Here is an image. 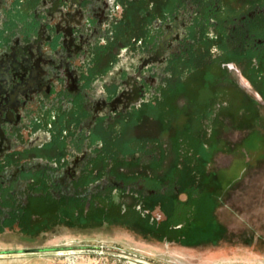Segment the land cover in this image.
I'll use <instances>...</instances> for the list:
<instances>
[{
    "label": "flooded vegetation",
    "instance_id": "obj_1",
    "mask_svg": "<svg viewBox=\"0 0 264 264\" xmlns=\"http://www.w3.org/2000/svg\"><path fill=\"white\" fill-rule=\"evenodd\" d=\"M260 14L264 0H0V228L41 223L42 211L108 208L115 190L142 212L148 195L188 198L170 168L121 172L123 155L104 150L107 133L122 138L128 124L161 118L190 74L238 56L216 41L201 60V20L219 40L226 26L256 25ZM131 136L132 158L161 160V140Z\"/></svg>",
    "mask_w": 264,
    "mask_h": 264
},
{
    "label": "rangeland",
    "instance_id": "obj_2",
    "mask_svg": "<svg viewBox=\"0 0 264 264\" xmlns=\"http://www.w3.org/2000/svg\"><path fill=\"white\" fill-rule=\"evenodd\" d=\"M247 61V57L233 56L224 69L216 63L197 69L173 93L172 110L161 114L167 122L150 118L131 129L130 135L161 140L165 149L161 160L147 170L140 167L148 175V170L151 175L162 174L173 165L179 137L182 147L214 150L208 165L214 179L207 187L210 200L174 207L177 222L165 234L147 233L114 217L95 225L38 221L39 227L31 231L24 222L21 226L11 223L0 228V264H47L49 260L62 264L55 256L59 250L99 243L140 258L144 264H264V66L247 68ZM129 169L124 166L121 172ZM188 199L180 195L182 202ZM112 200L123 211L135 201L117 190ZM162 200L142 212L157 230L168 219L162 206L170 209L172 204ZM35 211L41 212L40 208ZM42 214L47 217L50 212ZM203 221L214 222L213 233L202 236V230L194 227Z\"/></svg>",
    "mask_w": 264,
    "mask_h": 264
},
{
    "label": "trees",
    "instance_id": "obj_3",
    "mask_svg": "<svg viewBox=\"0 0 264 264\" xmlns=\"http://www.w3.org/2000/svg\"><path fill=\"white\" fill-rule=\"evenodd\" d=\"M239 11L238 8L235 10H228L226 12L234 14ZM223 20H221L222 23ZM228 22H232L229 20ZM252 21L245 22L244 26H237L236 29L229 28L226 26L225 32H220V39L218 40L215 37H208L207 32H209V23L208 20H201V28L203 30V38L202 44L206 46L205 51L202 53V59L205 60L206 56L211 55L210 48L215 44L218 45L219 51H224L229 54H235L241 57H247L248 63L250 64V68L260 70L264 66V14H260L256 16V25H251ZM249 28L250 37H247L246 29ZM229 31L230 33H228ZM253 33L255 35H253ZM263 39L262 43H256V40ZM237 40V42L241 43L242 47L239 45L236 48H233L230 45V42ZM251 40V44L253 48L246 49L245 43ZM219 53V52H218ZM203 62V61H198ZM258 79H262L261 76H258ZM131 127L132 124H128L124 129V136L122 138H117L111 135L110 131H108L104 150L107 153L108 157H116L117 154L121 153L122 157V166H128L133 173L138 170V167H141L139 160H135L133 155L136 152L135 148H132L131 140ZM180 138V137H179ZM157 139V138H154ZM177 143V142H176ZM179 143V142H178ZM177 143V144H178ZM116 147L118 150L116 151ZM144 146H141L143 148ZM174 152L176 153V161L170 167L172 173H178L179 177L174 182L179 186L180 192H185L188 194L189 199L187 202H182L179 199V194L167 193L163 194L158 192L153 195H148L146 197L145 203L148 207H153L157 200L163 199L162 201L172 200V204L170 205V209L167 206H162L163 209L168 213V219L163 223L159 230L156 228V223L151 222L148 216H144L142 211L138 209L135 205V201L131 202L126 206V209L123 211L119 205L112 204L106 208V205L102 208H96L92 206V211L88 212L84 210V204H82V208L79 212H69L67 210L63 212H55L50 216L43 217L41 222L42 225L49 224L50 221H58V220H68L71 225H95L101 224L105 221V219L114 217L121 218L124 223L128 225L134 226L136 228H141L147 233L155 232V233H166L169 232L171 226L174 225V221H176V215H173L172 209L177 207L179 204H189L192 201L198 202L199 199H208L210 200V195H208V186H210L213 182V177H211V172L208 168L209 165V155L210 152L205 146H197L191 145L190 147H182V145L175 146ZM128 156L130 158L128 159ZM145 170L147 167L151 165H144ZM181 167V168H180ZM125 179L130 180L132 176L128 178L124 176ZM156 200V201H155ZM163 203V202H162ZM95 207V208H94ZM61 217V218H60ZM213 218V217H211ZM210 218V219H211ZM209 219V220H210ZM207 221V220H206ZM204 222L200 224H196L195 228L202 230V236H205L210 232L216 229L214 227L211 228V224L214 222ZM177 222V221H176ZM38 223H33L26 226L27 231L35 230L39 227ZM40 224V225H41ZM193 227V228H194ZM186 229V228H185ZM188 229V228H187ZM211 237V236H210Z\"/></svg>",
    "mask_w": 264,
    "mask_h": 264
},
{
    "label": "built area",
    "instance_id": "obj_4",
    "mask_svg": "<svg viewBox=\"0 0 264 264\" xmlns=\"http://www.w3.org/2000/svg\"><path fill=\"white\" fill-rule=\"evenodd\" d=\"M58 254L63 256L66 264H81L82 262L86 264H109L111 260L127 264L145 263L144 260L133 258L130 254H126L123 251H115L104 243L72 246L59 250Z\"/></svg>",
    "mask_w": 264,
    "mask_h": 264
},
{
    "label": "crops",
    "instance_id": "obj_5",
    "mask_svg": "<svg viewBox=\"0 0 264 264\" xmlns=\"http://www.w3.org/2000/svg\"><path fill=\"white\" fill-rule=\"evenodd\" d=\"M76 246V245H75ZM56 258L58 259L59 258V261L62 263V264H66L64 259L62 260V255L60 254H55ZM49 261H52V262H48L47 264H55V261L53 260H49ZM64 261V262H63ZM36 264H44L43 262H37ZM81 264H86L85 262H82ZM109 264H126L124 262H114L113 260L110 261Z\"/></svg>",
    "mask_w": 264,
    "mask_h": 264
}]
</instances>
